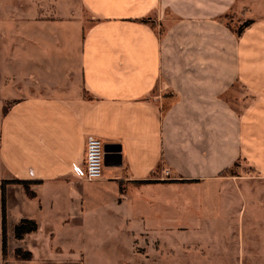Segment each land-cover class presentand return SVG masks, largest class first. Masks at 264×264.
Returning a JSON list of instances; mask_svg holds the SVG:
<instances>
[{"label":"crops","instance_id":"1","mask_svg":"<svg viewBox=\"0 0 264 264\" xmlns=\"http://www.w3.org/2000/svg\"><path fill=\"white\" fill-rule=\"evenodd\" d=\"M237 2L79 0L91 23H64L77 56L54 69L57 84L78 85L9 98L0 81V186L40 181L31 197L7 183L5 211L15 192L20 219L40 229L30 214L52 210L64 189L68 215L98 206L128 223L150 211L154 190L185 196L194 187L192 208L216 222L230 185L244 212L252 196L262 212L264 17L239 31L224 21ZM88 135L109 151L96 181L82 180Z\"/></svg>","mask_w":264,"mask_h":264},{"label":"rangeland","instance_id":"2","mask_svg":"<svg viewBox=\"0 0 264 264\" xmlns=\"http://www.w3.org/2000/svg\"><path fill=\"white\" fill-rule=\"evenodd\" d=\"M259 17H264V0H238L224 21L236 28ZM67 21L84 22L83 28L90 25L79 0H0V81L7 86L9 98L55 95L78 85L75 78L67 85L54 81V69L61 66L59 58L66 64L71 55L77 56L73 34L67 35L71 27L64 26ZM30 73L36 77L31 78L33 83ZM81 94L87 96L82 90ZM253 185L256 189L255 181ZM232 188L226 186L232 191L230 197L220 198L216 222L207 219L206 209L204 215L194 211V187H184L182 194L189 191L185 196L154 190L150 211L128 223L115 211L105 212L98 206H91L83 216L68 215L67 191L61 189L52 210L30 214L41 227L23 241L14 237V225L24 208L13 189L7 202L5 258L0 211V264H264V210L255 212L252 196L246 198L244 212V199ZM17 247L32 251V258L17 259Z\"/></svg>","mask_w":264,"mask_h":264},{"label":"trees","instance_id":"3","mask_svg":"<svg viewBox=\"0 0 264 264\" xmlns=\"http://www.w3.org/2000/svg\"><path fill=\"white\" fill-rule=\"evenodd\" d=\"M143 21V20H141ZM253 22L252 19L245 20L242 24L239 25L238 30L241 31L248 25ZM10 104V103H9ZM3 107V112L7 110L8 105ZM182 181H192V180H182ZM7 183H17L23 185L25 192L31 197L33 196V192L30 191L29 185L33 183H40L38 180H2L1 181V241H2V257L5 258L7 256V231H6V211H5V185ZM38 226L35 220L22 218L20 219L14 226V237L15 239H23V237L29 233L37 231ZM14 255L19 260H29L32 258V253L29 250L21 249L19 247L15 248Z\"/></svg>","mask_w":264,"mask_h":264},{"label":"built area","instance_id":"4","mask_svg":"<svg viewBox=\"0 0 264 264\" xmlns=\"http://www.w3.org/2000/svg\"><path fill=\"white\" fill-rule=\"evenodd\" d=\"M104 144L94 135H88L85 145L84 172L82 179L96 181L102 178L104 167Z\"/></svg>","mask_w":264,"mask_h":264},{"label":"water","instance_id":"5","mask_svg":"<svg viewBox=\"0 0 264 264\" xmlns=\"http://www.w3.org/2000/svg\"><path fill=\"white\" fill-rule=\"evenodd\" d=\"M103 151H104V163H105V159H106V157H107V155H108V146L107 145H104V147H103Z\"/></svg>","mask_w":264,"mask_h":264}]
</instances>
